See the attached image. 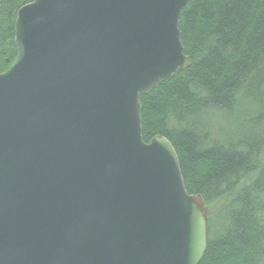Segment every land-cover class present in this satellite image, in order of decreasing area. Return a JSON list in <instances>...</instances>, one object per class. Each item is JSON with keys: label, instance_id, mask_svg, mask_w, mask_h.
I'll return each mask as SVG.
<instances>
[{"label": "water", "instance_id": "water-1", "mask_svg": "<svg viewBox=\"0 0 264 264\" xmlns=\"http://www.w3.org/2000/svg\"><path fill=\"white\" fill-rule=\"evenodd\" d=\"M189 0H29L0 73V264H199L207 208L140 95L190 67Z\"/></svg>", "mask_w": 264, "mask_h": 264}, {"label": "trees", "instance_id": "trees-1", "mask_svg": "<svg viewBox=\"0 0 264 264\" xmlns=\"http://www.w3.org/2000/svg\"><path fill=\"white\" fill-rule=\"evenodd\" d=\"M28 2L0 0V73L16 58L14 21ZM178 27L191 65L140 95L142 138L168 139L186 191L204 200L199 264H264V0H189ZM219 119L222 140L209 131Z\"/></svg>", "mask_w": 264, "mask_h": 264}, {"label": "rangeland", "instance_id": "rangeland-1", "mask_svg": "<svg viewBox=\"0 0 264 264\" xmlns=\"http://www.w3.org/2000/svg\"><path fill=\"white\" fill-rule=\"evenodd\" d=\"M220 129H222V130H220ZM223 129H226L225 128V122H224V120L219 119V120L214 121L212 123V125H211V130H209V131H213L211 133V138L212 139H215V138L217 139L218 138V140H222V137L220 136V132H223L224 131ZM218 131H220V132H218ZM217 134H219V135H217ZM209 138H210V136H209ZM217 207H218V205H213L210 208L209 213L215 212V210L217 209Z\"/></svg>", "mask_w": 264, "mask_h": 264}, {"label": "bare ground", "instance_id": "bare-ground-1", "mask_svg": "<svg viewBox=\"0 0 264 264\" xmlns=\"http://www.w3.org/2000/svg\"><path fill=\"white\" fill-rule=\"evenodd\" d=\"M216 113H217V112H216ZM231 113H232V112H231ZM213 114H214V113H213ZM217 114H218V113H217ZM255 114H257V113H255ZM248 115H249V114H248ZM252 115H253V114H252ZM252 115H251V116H252ZM231 120H232V119H231ZM261 122H262V121H261ZM229 126H230V125H229ZM255 129H256V128H255ZM232 130H235V129H232Z\"/></svg>", "mask_w": 264, "mask_h": 264}]
</instances>
